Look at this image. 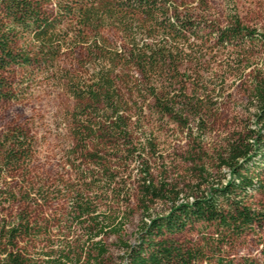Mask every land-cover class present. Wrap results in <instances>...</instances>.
<instances>
[{
  "label": "trees",
  "instance_id": "16d2710c",
  "mask_svg": "<svg viewBox=\"0 0 264 264\" xmlns=\"http://www.w3.org/2000/svg\"><path fill=\"white\" fill-rule=\"evenodd\" d=\"M222 1L223 27L178 0H0V101L25 102L53 88L72 103L63 115L69 172L36 173L31 127L0 134V264H71L65 249L30 257L41 213L54 203L89 224L95 256L85 264H103L106 249L94 240L118 234L123 217L100 219L99 199H118L120 169L131 161L141 167V204L160 200L168 208L141 222L123 264H264V34ZM220 49L260 65L254 127L229 147L223 184L178 201L149 173L155 123L201 125L214 90L187 71Z\"/></svg>",
  "mask_w": 264,
  "mask_h": 264
},
{
  "label": "rangeland",
  "instance_id": "374dc122",
  "mask_svg": "<svg viewBox=\"0 0 264 264\" xmlns=\"http://www.w3.org/2000/svg\"><path fill=\"white\" fill-rule=\"evenodd\" d=\"M178 1L188 7H197V15L213 25L225 26L229 9L222 0H203L205 6L198 0ZM230 1L245 27L264 34V0ZM214 51L205 64L187 71V75L203 77L207 89L214 90L203 109L201 125L191 123L187 129H180L170 122H156L151 138L153 149L148 152L147 166L153 183L173 190L178 201L190 200L211 186L223 184L228 178L224 163L229 147L238 137L246 135L247 128L254 127L257 106L251 89L260 65L238 49ZM71 108V100L53 88L38 92L25 102L0 101V134L15 126L31 127L38 141L32 165L36 173L55 177L57 173L68 171L62 164L67 151L63 115ZM140 170V165L132 161L121 168L116 190L118 199H99L101 208L97 214L100 219L114 215L123 217L117 221L122 222L118 234L94 240L106 249L103 264H123L127 247L136 243L141 222L148 221L149 217L163 216L167 211V204L160 200L141 204ZM143 209L147 210L145 214ZM68 211V206L62 203L43 209L38 223L42 234L33 250L29 248L31 258L43 259L45 253L62 249L72 252L71 264H85L90 256H95L87 243L94 232L88 231V223L68 215ZM250 253L255 255L256 250L250 249Z\"/></svg>",
  "mask_w": 264,
  "mask_h": 264
}]
</instances>
